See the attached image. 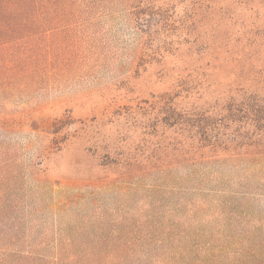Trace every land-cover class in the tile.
Here are the masks:
<instances>
[{
    "label": "rangeland",
    "instance_id": "obj_1",
    "mask_svg": "<svg viewBox=\"0 0 264 264\" xmlns=\"http://www.w3.org/2000/svg\"><path fill=\"white\" fill-rule=\"evenodd\" d=\"M59 12L63 25L34 39L52 49L37 86L0 97V175H10L0 205L19 208L0 235L62 237L75 225L81 248L132 255L106 264H154L141 253L170 252L189 233L232 250L264 235V154L188 157L193 102L171 78L185 64L154 54L124 0H71ZM218 75L196 94L203 107L229 85Z\"/></svg>",
    "mask_w": 264,
    "mask_h": 264
},
{
    "label": "trees",
    "instance_id": "obj_2",
    "mask_svg": "<svg viewBox=\"0 0 264 264\" xmlns=\"http://www.w3.org/2000/svg\"><path fill=\"white\" fill-rule=\"evenodd\" d=\"M70 1L0 0V97L37 86L36 80L46 70L52 52L34 41L37 31L46 25H63L66 17L59 11L66 10ZM124 2L135 27L155 44L154 54L159 57L166 52L185 64L171 78L177 95L193 102L182 120L191 162L216 154H264V0ZM170 31L177 39L166 47L165 34ZM182 46H186L185 52L180 51ZM215 72L219 78L232 76L213 105L203 107L194 99L204 103L196 94L210 85L206 82ZM26 80L32 82L27 85ZM2 120L0 117V124ZM0 177L8 179L10 175L3 173ZM15 208L18 205L13 200L0 205V227L10 228L8 215ZM74 226L73 233L52 238L46 234L18 238L14 232L1 233L0 264H106L117 257L122 262L132 256L123 250L120 254L81 248L87 240ZM193 235L189 233L185 244L175 245L177 241L173 240L171 251L165 254H141L154 264H264V235L243 238L246 243L236 250L226 246L228 253L222 244L216 245L214 237L201 241L202 234ZM50 247L56 249L54 253L47 250Z\"/></svg>",
    "mask_w": 264,
    "mask_h": 264
}]
</instances>
